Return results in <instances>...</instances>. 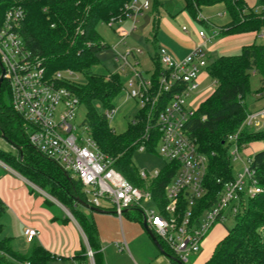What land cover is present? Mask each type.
<instances>
[{
    "label": "trees",
    "instance_id": "1",
    "mask_svg": "<svg viewBox=\"0 0 264 264\" xmlns=\"http://www.w3.org/2000/svg\"><path fill=\"white\" fill-rule=\"evenodd\" d=\"M130 1L0 0V3L22 7L24 18L19 33L28 48L43 58L47 73L68 70L81 75L84 83L71 85L70 89L85 109L84 123L90 128L93 140L100 152L113 160L114 167L128 182L140 186L131 156L138 147V138L144 130L148 110L137 114V124L129 123L123 132L115 134L109 127L104 111L115 107L116 99L123 94L124 79L107 71H94L100 64L98 54L106 49L97 34L96 26L120 17L124 6ZM152 2L156 15L152 21L153 39L157 32L160 4L158 0ZM220 4L224 5L230 22L218 29L217 37L258 33L264 29V0H258L257 9L247 8L243 0H183L182 10L191 19L202 22L198 17L200 9ZM151 61L154 67L151 81L155 85L160 71L155 54ZM205 71L214 83V88L186 124L188 133L196 140L198 151L208 156L209 162L203 180L206 194L193 207V221L198 220L204 210L216 203L222 191V183H217V180L226 182L233 179L225 139L238 129L248 113L245 100L250 94V73L260 75V82L264 85V45L252 43L243 46L237 55H221L209 62ZM168 97L161 96L156 111L164 106ZM25 128L27 124L11 107L9 89L3 82L0 87V140L4 139L9 146H13L15 154L0 149V162L39 190L50 192L82 229L93 252V263L104 264L96 227L78 209L81 202L88 204L81 185L29 144ZM157 137L153 130L151 140L146 144L147 153L154 154ZM253 143L262 144V149L252 156L250 164L254 173L253 180L260 192L247 199L243 210L234 217L232 227L227 229L226 236L203 264H264V129L241 132L239 145ZM177 167L174 163L165 165L151 184V194L159 209L165 205L164 187ZM185 204L184 198L180 196L177 207L179 215H182ZM4 211L5 206L0 199V219ZM130 211L139 214L133 219L142 225L140 211L130 208L124 214ZM53 220H59L62 224L68 221L55 217ZM2 229L0 223V264H50L55 260H68L53 256L39 246H33L25 255H21L13 251L11 239L1 236ZM155 238L160 252L172 264H176L166 246ZM85 253L82 249V253L72 257V260L87 264Z\"/></svg>",
    "mask_w": 264,
    "mask_h": 264
},
{
    "label": "built area",
    "instance_id": "2",
    "mask_svg": "<svg viewBox=\"0 0 264 264\" xmlns=\"http://www.w3.org/2000/svg\"><path fill=\"white\" fill-rule=\"evenodd\" d=\"M150 4L151 0H131L124 6L120 17L104 24L116 35L117 46L123 47L122 51H117L116 45L111 48L115 66L110 73L124 79V100L134 103L135 112L130 124H137V114L148 110L136 151L146 152V144L154 130L158 136L154 153L162 161L161 169L169 163L178 166L164 187L165 205L161 209L154 202L150 190L161 169L136 171L141 182L136 186L121 175L111 158L100 152L90 128L84 123L85 118L77 121L83 105L70 87L78 84V74L68 70L47 73L43 58L28 48L19 33L24 18L20 5L0 3V64L4 72L3 82L9 89L11 107L27 124L25 131L29 144L79 182L89 206L111 212L118 219L130 208L139 210L142 221L167 247L171 257L180 264H187L189 256L200 252L202 241L214 224L225 222L227 216L234 219L243 210L244 186L247 199L260 192L250 169L251 158H242V150L247 145H239L238 139L243 131L261 130L264 104L248 111L238 129L225 139L230 162H239L242 173L230 181L217 180V183H222V191L216 203L193 221V207L206 194L203 180L209 162L208 156L198 151L196 140L188 133L186 124L199 107L195 104L203 96L191 99L199 89L201 74L206 75L209 59L202 45L195 46L179 60L173 59L164 48H157L154 54L160 71L154 85L151 81L153 63L151 69L143 72L138 58L143 54L142 49L126 46V39L136 29L139 18ZM125 22L128 23L127 28L123 27ZM181 30L187 31L186 27H181ZM197 36L203 43H208L217 37V33L207 37L199 31ZM255 39H264V29L255 33ZM148 61L152 62L151 57ZM163 95H169L167 102L156 111ZM257 96L264 99V90ZM116 111V106L104 111L106 119L112 120ZM180 196L186 202L182 215L177 210ZM37 235L35 229L24 227L22 230L26 243H31ZM85 243L86 257L89 264H94L93 254L87 241ZM115 246L118 251L126 248L124 241Z\"/></svg>",
    "mask_w": 264,
    "mask_h": 264
},
{
    "label": "crops",
    "instance_id": "3",
    "mask_svg": "<svg viewBox=\"0 0 264 264\" xmlns=\"http://www.w3.org/2000/svg\"><path fill=\"white\" fill-rule=\"evenodd\" d=\"M243 1L246 4L247 8L257 9L258 7V0ZM158 2L160 4L158 11L160 9H164L165 11L166 6L164 7L163 3L160 0ZM180 7L183 8V0H181ZM215 8L220 9H218L219 11L211 12V10ZM203 10L209 12L205 15L206 19L198 16L202 21L199 22V24L202 28L211 33L208 37H211L214 33H217L220 27L225 26L230 22V17L228 16L224 5L220 4L212 7L201 8L198 14L200 15ZM180 14H183L187 18H190L188 14L183 10ZM159 15L160 13H158L157 15L158 27L155 38L150 41V45L152 46L153 44L155 47L154 53L156 52L157 48H164L173 59L179 60L183 58L195 46L202 45V47L204 48L211 42L210 41L208 43H203V41L197 36V33L199 31H203L202 29L199 28L197 31L189 29V32L186 31L185 33L183 32V34L181 33L182 30L180 28L179 30L181 31H179L178 33L173 27L174 24H171L178 17H173V14L167 12V17H164L162 18L163 20H161V18H159ZM171 17H173L171 19L172 22L167 19ZM215 20L219 22H216ZM216 23L219 24L217 25ZM149 38L150 34L143 39L142 45L144 47L148 45V43L146 42L147 40H149ZM213 39H220V41L214 47L208 50L207 55L210 53H214L215 51L220 52L221 49L228 48H239L240 51L243 46L258 42V40L255 39V33L215 37L211 40ZM207 78V75L201 74L200 86ZM260 101H263L262 104H264V99ZM261 149V143L249 144L245 147V149L242 150V155L246 158H252V156ZM33 188L36 187L25 180L23 177H21L18 173L13 170H8L6 166L0 165V199L3 201L5 206L4 214L0 219V223L3 227L1 236L11 239L13 251L21 255H25L33 246H39L53 256L68 259L55 260L50 264H83L76 259L72 260V257H75V255L82 253V249L84 250L85 247L86 237L82 229L80 228L76 220L73 219L72 216H70V214L68 216L64 214L60 209H56V211H54L53 209L48 208L46 206L47 201L45 200V198L40 196V194L36 195L32 190ZM36 189L39 190L38 188ZM39 191L41 192V190ZM51 199L56 202L60 208H62V206L55 199ZM7 212L10 217L9 215H7ZM5 215H7L6 218L8 220L4 218ZM83 215L90 218L94 223L102 253L103 250H107L108 247L112 245L115 246L116 244L123 241L126 245V248L124 250L127 251L126 242L129 235H126L125 237L121 229L119 234L116 227L117 223L120 224L122 217L121 219H118L111 212H93L88 209H85ZM54 217L60 220L67 219L68 221L62 224L59 222V220L54 221ZM11 218H13V220L15 221V225H17L19 229V238L10 236L8 233H5L6 230H9V220ZM106 222H109L110 225L108 226ZM224 223L225 222L216 223L209 230L208 234L202 241L199 252V259L195 261L194 264H203L205 261H207L216 245L226 236L228 228H226ZM24 227L35 229L38 232V235L33 239L31 243H26L23 239L22 230ZM137 228V237L145 238L144 236L146 235V233L143 230L142 225L141 228L143 231L138 226ZM143 232L145 233V235ZM105 257L107 262L108 256L106 255Z\"/></svg>",
    "mask_w": 264,
    "mask_h": 264
},
{
    "label": "rangeland",
    "instance_id": "4",
    "mask_svg": "<svg viewBox=\"0 0 264 264\" xmlns=\"http://www.w3.org/2000/svg\"><path fill=\"white\" fill-rule=\"evenodd\" d=\"M160 1L163 3L164 7L165 6L166 7H165V11H164V9H160L158 11V13H160L159 18H161V20H163L162 18L167 17V12L173 14L174 15L173 17H178L177 19H175L174 22L171 21V19L173 17L167 18V19H169L170 22H172L171 24H174L173 27L176 29L175 30L176 32L179 33V31H181V30H179L181 28V26H185L187 28L188 32H189V29L190 30L193 29V30L197 31L200 28L205 32L207 37L210 36L211 33H209L204 28H202L198 21L193 20L191 18H187L183 14H180L182 12V8L180 7L181 6V0H160ZM218 9H220V8H217V9L215 8V9L211 10V12L212 11H215V12L219 11ZM208 12L209 11L203 10L199 16L206 19L205 15ZM155 16L156 15L154 14V10H153V2L151 0V4H150L149 9L147 11H144L143 15L139 18V21L136 24V29L126 39V46L127 47H129V48L139 47L140 49H142L143 54H141L138 58H139V61L141 63V69L143 70V72H147V70L151 69V67H152V62H149L148 58L153 57V55H154L153 53H154L155 47H154V45L153 46L150 45V41L152 40V21H153V18ZM215 21L219 22L217 20H215ZM216 24L218 25L219 23H216ZM123 27L127 28L128 23L125 22L123 24ZM96 31H97V34L102 39L103 43L106 45V49L98 54L100 64L98 67L94 68V71L101 72V73L106 72V71L110 72V71L114 70V66H115L113 61H112L113 60V52H112L111 48L116 45L115 46L116 50L122 51L123 47L117 46L118 39H117L116 35L110 29H108L105 26V24H98L96 26ZM181 33H183V32H181ZM149 34H150V38L146 42V43H148V45L146 47H144L142 45L143 39L145 37H147ZM220 39L210 40L211 42L207 46H205L203 48V50L208 53V50L210 48L214 47L220 41ZM159 42H160V40H159ZM259 43L264 44V39L258 40L257 44H259ZM220 52H222V53H220ZM220 52L215 51L214 53L208 54L207 56H208L209 62L214 61L217 57H219L221 55H226V56L237 55V54H239V48L221 49ZM260 79H261V77L257 73H254V74L252 72L250 73V78H249L250 94H249L248 98L245 100V103L247 105V111H252V110H255V109L263 106V104H262L263 101H260L261 99L259 98V96H257L259 93L258 92L259 89L263 85V84H261ZM77 82H78V84L84 83L83 78L81 76H79V74L77 76ZM213 88H214V83L209 78H207L201 84L200 88L195 93H193L191 96V99H192V98H195L197 96L203 95L199 99V101L195 104V107L197 105H199L200 103H202L211 94V91L213 90ZM262 88H264V86ZM115 106L117 108V111H116L113 119L108 121V123H109V127L112 129V131L115 134H120L121 132H123L125 130L126 126L131 121L133 113L135 112L134 103H133V101H128V100L125 101L124 100V94H122L121 96H119L116 99ZM98 110L101 112V109H98ZM84 118H85V109H84V107H81L79 110L77 121H81ZM260 129L263 130L264 125ZM0 149L8 152L9 154H12V155L15 154V150L3 140H0ZM242 158L245 160L244 156H242ZM131 162H132V165L136 171H140L143 169L151 171L153 169H161V167H162V161L157 156V154H155V153L149 154L147 152L142 153V152L135 151L131 156ZM0 165L5 166L1 162H0ZM231 166L233 168V174L232 175L234 178L237 176L238 173H242V166L239 162L231 163ZM6 168L8 170H12L8 166H6ZM69 175H71V173ZM246 184H247V182H246ZM36 188H33L32 190L34 191V193L36 195L40 194V196L45 198V200L48 203V204H46V206L48 208L53 209L54 211H56V209H60V210H62V212L64 214L69 216L70 213L68 210H66L64 207L60 208L58 206V204L51 199V197L53 199H55V198L53 197V195L50 192H47L46 190H44V191L41 190V192H40ZM243 193L245 194L244 203H246V201H247L246 186H244ZM78 209L82 214H84L85 208L79 207ZM7 215H9L8 212H7ZM7 215L4 216L5 219H7L6 218ZM138 216H139V214L134 212V211H130L127 214H123L122 219L120 221V224L117 223L116 227H117V231L119 234H120V229H121L122 233L125 235V237H126V235H129L127 237L128 240L126 242L127 243V251L124 250L122 252H118V250L116 249V247L114 245L108 247V249L105 251L103 250V253H102L104 264H172L170 262L169 258L166 255H164L162 252H160V250H158L153 245V243L150 241L148 236L145 235L144 232L143 233L145 235L144 236L145 238H138L137 237V235H138L137 234V232H138L137 226L141 230H142V228H141V224L134 221L133 218L138 217ZM9 217H10V215H9ZM140 220H141V216H140ZM140 222H142V220ZM9 224H10L9 230L8 231L6 230L5 233H8L10 236H15L16 238H19L20 232H19L17 225H15V221L13 220V218H11L9 220ZM106 224H108V226L110 225L109 222H106ZM224 224H225L226 228H231L233 225V219H230V217L227 216ZM19 242H20V240H19ZM21 244H22V242H21ZM84 251H86V243H85ZM106 255L108 256L107 262H106V257H105ZM199 255L200 254L198 253L196 255L192 254L191 256H189L187 264H194V262L199 259ZM86 263L89 264L88 258L86 259Z\"/></svg>",
    "mask_w": 264,
    "mask_h": 264
},
{
    "label": "water",
    "instance_id": "5",
    "mask_svg": "<svg viewBox=\"0 0 264 264\" xmlns=\"http://www.w3.org/2000/svg\"><path fill=\"white\" fill-rule=\"evenodd\" d=\"M3 74H4V72H3V68L1 67V64H0V87H1V84L3 83ZM3 141L6 142V140H4V139H3ZM6 143H7V142H6ZM12 147H13V146H12ZM80 205H81V207H83V208H85V209H88V210H90V211H93V212H103V211H100V210L97 209V208L91 207V206H89L88 204L83 203V202H81ZM142 228H143V230L145 231V233H146V235L148 236V238L152 241L153 245H154L158 250H160V246L158 245L155 236L152 234V232L150 231V229L148 228V226H147V224H146V222H145L144 220L142 221ZM160 251H161V250H160ZM174 262H175L176 264H180L177 260H174Z\"/></svg>",
    "mask_w": 264,
    "mask_h": 264
}]
</instances>
